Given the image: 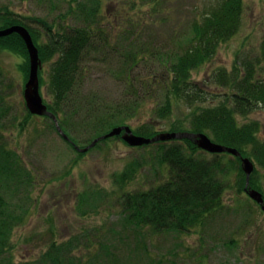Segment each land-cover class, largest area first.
Here are the masks:
<instances>
[{"label": "trees", "instance_id": "obj_1", "mask_svg": "<svg viewBox=\"0 0 264 264\" xmlns=\"http://www.w3.org/2000/svg\"><path fill=\"white\" fill-rule=\"evenodd\" d=\"M37 1L40 7L57 13L55 17L49 20L22 16L5 6L0 9V29L26 27L39 50L42 66L50 64L45 81L51 96L47 106L68 139L60 134L52 118H43L72 148L81 138L88 145L113 128L129 126L149 101L154 103L155 120L131 129L138 136L154 138L161 133L155 122L169 120L175 108L185 102L186 121L172 123L170 132L206 134L213 142L237 149L243 157L264 168V141L259 139V123L239 124L237 120V115L247 116L264 109V39L256 61H243L231 72L219 70L213 76L222 87L230 89L224 94L226 101L205 105L208 93L193 79L194 73L212 62L220 47L240 32L244 0H211L191 20L175 22L176 26L172 25L171 33L163 41L153 39L149 31L156 23L148 24L147 19L159 17L160 22L170 21L166 15L168 0H141V5L139 0H131L129 11L124 14L120 11L115 21L104 10L106 0ZM150 4L151 8L145 12ZM32 23L41 25L44 34ZM1 50L23 55V68L29 74V53L19 34L0 38ZM97 58H112V64L118 65L116 77L121 91L114 99L97 92L86 94L90 67ZM43 72H39L41 86ZM5 76L0 64V264H15L10 255L14 248L13 231L31 216L38 178L37 171L28 168L22 155L10 147L7 133L15 121L10 119V93L3 82ZM26 114L19 125L22 131L28 121L40 118L28 109ZM151 146L158 147L159 164L167 167L169 177L148 189L127 191L125 188L144 164L130 162L116 175L114 181L121 190V217L126 226L154 233H183L207 226L209 219L226 209L224 179L230 166L222 159L231 154L208 153L189 139L161 141L141 148ZM207 153L213 158L208 159ZM235 161L241 178L239 192H244L246 175L241 159L235 157ZM250 186L258 188L252 178ZM103 202L101 190L83 193L82 209L86 208L82 215L96 211ZM75 250L73 242H53L32 264H82Z\"/></svg>", "mask_w": 264, "mask_h": 264}, {"label": "rangeland", "instance_id": "obj_2", "mask_svg": "<svg viewBox=\"0 0 264 264\" xmlns=\"http://www.w3.org/2000/svg\"><path fill=\"white\" fill-rule=\"evenodd\" d=\"M129 2L131 0H106L103 6L110 20L115 21L120 11L123 14L129 11ZM210 2L168 0L166 15L170 21L160 22L159 17L147 19L148 24L156 23L150 27V34H153V39L163 41L171 33L172 25L176 26L175 22L182 24L191 20ZM138 4L141 5V0ZM5 6L22 16L50 20L57 14L40 7L37 0L31 3L0 0V9ZM149 8L151 4L146 6L145 12ZM31 25L44 34L41 25ZM263 39L264 0H244L240 32L220 47L212 62L193 75V79L208 93L205 105L226 101L224 94L230 89L222 87L213 76L219 70L231 72L243 61H256ZM24 60L23 55L6 50L0 52V64L6 73L3 82L10 93V119L15 121L7 133L10 147L22 155L28 168L37 171L38 178L31 216L13 231L14 248L10 255L15 264L35 263L53 242L69 241L75 243V256L82 264H264V211L245 191L239 192L241 178L233 155H225L222 159L230 166L224 179L227 183L224 195L226 209L209 219L207 226L183 233H154L150 229L140 231L126 226L119 206L121 190L115 184V177L130 162L141 161L144 167L125 188L127 191L144 190L164 183L169 175L167 167L159 164L158 147H132L119 135V139L115 136L106 139L105 143L99 142L98 147L97 144L88 152H80L79 149L90 146L94 140L87 145L81 138L76 145L79 149L76 146L72 148L51 127V123L40 116L28 121L24 131L20 130L19 125L25 121L28 109L25 86L29 74L23 68ZM49 69L50 64L41 68L44 71L41 95L46 105L51 102L45 85ZM117 69L118 65L112 64V58H97L90 67L91 78L86 94L97 92L110 100L118 97L121 87L116 77ZM153 109L154 103L149 101L129 126L134 129L155 120ZM187 114L186 103L182 102L169 120L155 122L158 132L172 133L170 125L185 122ZM237 120L239 124L258 122L259 139L264 141V109H257L247 116L237 115ZM205 156L213 158L208 153ZM254 164V176L251 178L258 188H250L261 192L264 197V168L255 161ZM90 189L101 190L104 202L96 211L84 216L82 212L86 206L82 209L81 195L89 194ZM233 241L235 245L231 244Z\"/></svg>", "mask_w": 264, "mask_h": 264}, {"label": "water", "instance_id": "obj_3", "mask_svg": "<svg viewBox=\"0 0 264 264\" xmlns=\"http://www.w3.org/2000/svg\"><path fill=\"white\" fill-rule=\"evenodd\" d=\"M19 34L24 40L30 58V73L29 79L25 88V100L28 110L31 114L40 116V117H50L52 118L57 126L60 134L68 139L67 135L62 131L57 117L49 111L48 106L44 103V99L41 95V84H40V76L39 72L42 68V61L40 59L39 50L33 40V37L29 30L20 25H15L6 29L0 30V38L7 37L12 34ZM122 135V138L125 142H127L132 147H141L144 145H150L161 141H170V140H183L189 139L193 140L196 145L211 154H222L229 153L235 157H239L242 163V169L246 175V187L245 192L249 195V197L257 202L262 210L264 211V197L261 192L250 188V179L252 174L255 171L254 162L247 157H243L242 154L235 148H230L212 141V139L206 134H195L190 132H175V133H161L155 136L154 138H146L142 136H138L134 134L133 130L129 126H121L114 128L108 134L97 138L93 141V143L84 148L79 149L80 152H88L91 148L95 147L100 141L106 140L115 136Z\"/></svg>", "mask_w": 264, "mask_h": 264}]
</instances>
